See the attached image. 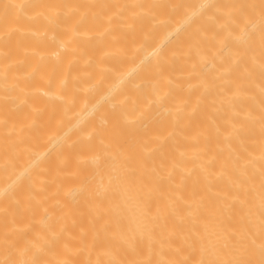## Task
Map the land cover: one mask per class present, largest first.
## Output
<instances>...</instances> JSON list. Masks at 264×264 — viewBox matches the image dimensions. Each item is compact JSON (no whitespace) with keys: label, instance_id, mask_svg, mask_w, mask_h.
I'll use <instances>...</instances> for the list:
<instances>
[{"label":"bare ground","instance_id":"bare-ground-1","mask_svg":"<svg viewBox=\"0 0 264 264\" xmlns=\"http://www.w3.org/2000/svg\"><path fill=\"white\" fill-rule=\"evenodd\" d=\"M0 264H264V0H0Z\"/></svg>","mask_w":264,"mask_h":264}]
</instances>
